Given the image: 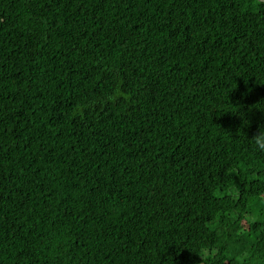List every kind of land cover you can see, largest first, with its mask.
<instances>
[{"label":"trees","instance_id":"obj_1","mask_svg":"<svg viewBox=\"0 0 264 264\" xmlns=\"http://www.w3.org/2000/svg\"><path fill=\"white\" fill-rule=\"evenodd\" d=\"M261 140L264 1L0 0V264H264Z\"/></svg>","mask_w":264,"mask_h":264},{"label":"clouds","instance_id":"obj_2","mask_svg":"<svg viewBox=\"0 0 264 264\" xmlns=\"http://www.w3.org/2000/svg\"><path fill=\"white\" fill-rule=\"evenodd\" d=\"M260 136H261V134L258 137H260ZM258 142L260 143V147L264 148V140H261V141H258Z\"/></svg>","mask_w":264,"mask_h":264},{"label":"water","instance_id":"obj_3","mask_svg":"<svg viewBox=\"0 0 264 264\" xmlns=\"http://www.w3.org/2000/svg\"><path fill=\"white\" fill-rule=\"evenodd\" d=\"M261 1H264V0H261Z\"/></svg>","mask_w":264,"mask_h":264}]
</instances>
